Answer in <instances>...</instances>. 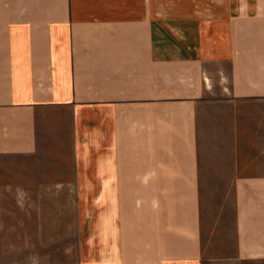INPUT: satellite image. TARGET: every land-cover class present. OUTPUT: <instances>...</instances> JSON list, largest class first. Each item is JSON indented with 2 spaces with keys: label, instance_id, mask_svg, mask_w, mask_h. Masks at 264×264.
<instances>
[{
  "label": "crops",
  "instance_id": "crops-1",
  "mask_svg": "<svg viewBox=\"0 0 264 264\" xmlns=\"http://www.w3.org/2000/svg\"><path fill=\"white\" fill-rule=\"evenodd\" d=\"M0 157L55 159L77 264H264V0H0Z\"/></svg>",
  "mask_w": 264,
  "mask_h": 264
},
{
  "label": "rangeland",
  "instance_id": "rangeland-1",
  "mask_svg": "<svg viewBox=\"0 0 264 264\" xmlns=\"http://www.w3.org/2000/svg\"><path fill=\"white\" fill-rule=\"evenodd\" d=\"M67 154L58 151L63 158L57 177L63 179L70 177L65 174L70 166ZM56 168L50 157H0V264H77V238L68 217L57 230ZM58 194L63 201L70 196L69 191ZM202 194L208 219L222 209L225 217L232 216L230 192L226 197L214 190ZM223 202V208L216 207Z\"/></svg>",
  "mask_w": 264,
  "mask_h": 264
}]
</instances>
